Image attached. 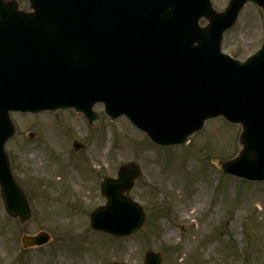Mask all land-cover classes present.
<instances>
[{
  "label": "water",
  "instance_id": "obj_1",
  "mask_svg": "<svg viewBox=\"0 0 264 264\" xmlns=\"http://www.w3.org/2000/svg\"><path fill=\"white\" fill-rule=\"evenodd\" d=\"M28 1L24 10L0 0V189L9 217L20 225L31 219L6 150L17 133L14 111L73 108L98 127L93 107L102 103L111 120L126 116L164 147L186 144L206 121L222 117L241 126V149L215 165L264 181V44L245 62L221 52L245 4L253 1L264 13V0H231L224 12L211 0ZM140 174L131 163L102 183L107 203L92 213V229L132 236L144 227L143 210L127 196ZM49 239L42 232L22 243ZM143 264H161V255L148 252Z\"/></svg>",
  "mask_w": 264,
  "mask_h": 264
},
{
  "label": "rangeland",
  "instance_id": "obj_2",
  "mask_svg": "<svg viewBox=\"0 0 264 264\" xmlns=\"http://www.w3.org/2000/svg\"><path fill=\"white\" fill-rule=\"evenodd\" d=\"M211 1L224 11L230 0ZM263 32L264 14L249 3L225 33L223 52L243 61L260 49ZM94 110L96 128L73 110L12 114L17 135L6 148L31 219L20 225L9 218L0 195V264H142L149 251L161 264H264V181L215 165L237 156L239 125L209 120L187 144L159 147L125 117L110 120L102 105ZM131 163L141 175L128 197L142 207L144 227L120 238L93 231L90 215L106 204L101 182ZM42 232L46 244L22 246V236Z\"/></svg>",
  "mask_w": 264,
  "mask_h": 264
},
{
  "label": "bare ground",
  "instance_id": "obj_3",
  "mask_svg": "<svg viewBox=\"0 0 264 264\" xmlns=\"http://www.w3.org/2000/svg\"><path fill=\"white\" fill-rule=\"evenodd\" d=\"M183 211L185 212V209H183ZM197 215V211L194 210L193 212H190L187 214V218H195V216ZM193 224L195 225L194 231L197 232L200 230L199 225L196 224V222H193Z\"/></svg>",
  "mask_w": 264,
  "mask_h": 264
}]
</instances>
